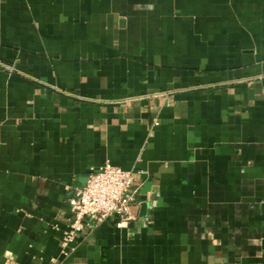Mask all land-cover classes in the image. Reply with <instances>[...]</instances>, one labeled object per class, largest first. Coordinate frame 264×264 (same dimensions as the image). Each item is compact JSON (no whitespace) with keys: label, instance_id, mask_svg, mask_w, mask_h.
<instances>
[{"label":"crops","instance_id":"obj_1","mask_svg":"<svg viewBox=\"0 0 264 264\" xmlns=\"http://www.w3.org/2000/svg\"><path fill=\"white\" fill-rule=\"evenodd\" d=\"M107 161L134 171L135 219L63 256L75 190ZM9 261L264 264V0H0Z\"/></svg>","mask_w":264,"mask_h":264},{"label":"built area","instance_id":"obj_2","mask_svg":"<svg viewBox=\"0 0 264 264\" xmlns=\"http://www.w3.org/2000/svg\"><path fill=\"white\" fill-rule=\"evenodd\" d=\"M138 193L133 170H125L110 161L92 169L86 184L75 190L73 216L61 237L62 255L70 254L77 236L87 229L93 230L114 216L119 218V228L135 219L134 208L140 204Z\"/></svg>","mask_w":264,"mask_h":264},{"label":"water","instance_id":"obj_3","mask_svg":"<svg viewBox=\"0 0 264 264\" xmlns=\"http://www.w3.org/2000/svg\"><path fill=\"white\" fill-rule=\"evenodd\" d=\"M151 188V184L150 182L146 183L143 187V189L141 190V194H142V199H143V203H142V215L146 214L149 202H148V197H147V192L150 190Z\"/></svg>","mask_w":264,"mask_h":264}]
</instances>
